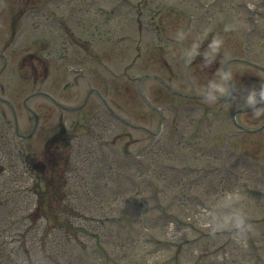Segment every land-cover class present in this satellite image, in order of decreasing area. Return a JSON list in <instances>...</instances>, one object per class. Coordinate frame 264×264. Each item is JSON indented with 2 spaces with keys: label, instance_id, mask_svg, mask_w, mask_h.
I'll return each instance as SVG.
<instances>
[{
  "label": "rangeland",
  "instance_id": "rangeland-1",
  "mask_svg": "<svg viewBox=\"0 0 264 264\" xmlns=\"http://www.w3.org/2000/svg\"><path fill=\"white\" fill-rule=\"evenodd\" d=\"M0 54V264H264V0H0Z\"/></svg>",
  "mask_w": 264,
  "mask_h": 264
},
{
  "label": "clouds",
  "instance_id": "clouds-1",
  "mask_svg": "<svg viewBox=\"0 0 264 264\" xmlns=\"http://www.w3.org/2000/svg\"><path fill=\"white\" fill-rule=\"evenodd\" d=\"M221 43V40H217L214 44V47H217ZM231 73H225L224 74V80L227 81ZM215 91L219 92L221 94L227 93L229 91L227 83L214 85ZM210 100L217 99L216 95L213 93H210L209 95ZM247 103L250 106H255L258 103H260L262 100H264V85H261L260 88H251L247 91L246 96ZM261 113L258 111L256 112V115H260ZM237 226L243 227L244 226V219L242 217H239L237 220Z\"/></svg>",
  "mask_w": 264,
  "mask_h": 264
},
{
  "label": "flooded vegetation",
  "instance_id": "flooded-vegetation-1",
  "mask_svg": "<svg viewBox=\"0 0 264 264\" xmlns=\"http://www.w3.org/2000/svg\"><path fill=\"white\" fill-rule=\"evenodd\" d=\"M17 15V14H16ZM16 20L14 19L13 22H12V26H11V32H10V36L9 38L12 39L13 38V35L16 34V24H15ZM82 43V42H81Z\"/></svg>",
  "mask_w": 264,
  "mask_h": 264
}]
</instances>
